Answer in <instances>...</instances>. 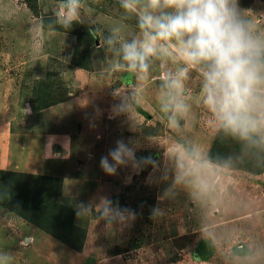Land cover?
<instances>
[{
  "label": "rangeland",
  "instance_id": "1",
  "mask_svg": "<svg viewBox=\"0 0 264 264\" xmlns=\"http://www.w3.org/2000/svg\"><path fill=\"white\" fill-rule=\"evenodd\" d=\"M82 2L79 21L64 29L54 15L60 0H0V136L58 132L75 138L96 135L100 142L86 143L83 149L71 144L70 155L78 156L77 162L89 161L84 167L89 174H74L65 150L43 165L46 178L59 185L57 200L79 209L77 223L87 229L83 250L76 252L48 236L32 245L25 220L0 205V241L15 238L19 243L17 250L0 256L15 264H264V173H251V160L259 162L256 154L217 131L200 103L196 72L185 82L188 119L178 129L168 128L158 97L161 76L175 71L171 63L161 68L154 62L139 105L114 114L111 105L127 96L135 81L111 70L113 56L102 39L114 27L122 28L125 39L136 37V19L124 18L119 0ZM240 7L264 25V0H240ZM53 126L57 130H50ZM121 139L134 141L137 158L150 156L158 167L105 173L101 157ZM24 140L20 145L13 139L11 166L39 168V155L30 159L39 141L32 135ZM215 143L237 160L217 165L210 155ZM185 146L199 150L203 163L197 171L209 186L203 198L184 185L165 196L175 172L169 154L184 152ZM2 189L0 182V193ZM155 207L163 215L153 220Z\"/></svg>",
  "mask_w": 264,
  "mask_h": 264
},
{
  "label": "clouds",
  "instance_id": "2",
  "mask_svg": "<svg viewBox=\"0 0 264 264\" xmlns=\"http://www.w3.org/2000/svg\"><path fill=\"white\" fill-rule=\"evenodd\" d=\"M119 3L125 19L135 17L138 35L125 39L122 28L114 27L102 43L112 53L111 70L126 73L135 86L111 105L112 112L119 115L139 105L152 64L159 61L164 68L171 63L175 71L161 76L158 97L170 130L180 128V121L188 119L191 105L185 98V82L190 72H196L200 103L211 114L217 131L240 142L246 152L264 154V25L240 7V0ZM82 8V0H60L54 12L56 23L71 28L79 21ZM89 32L91 35L93 30ZM112 94L118 95L116 91ZM169 155L175 161V172L165 196L180 185L195 189L198 198L206 196L209 186L197 171L203 163L198 148L185 146L184 152ZM100 165L109 175L121 167L131 166L137 172L149 165L158 167L150 156L137 158L134 141L122 139L101 157ZM162 215L155 207L150 218ZM7 259L0 256V264H6Z\"/></svg>",
  "mask_w": 264,
  "mask_h": 264
},
{
  "label": "trees",
  "instance_id": "3",
  "mask_svg": "<svg viewBox=\"0 0 264 264\" xmlns=\"http://www.w3.org/2000/svg\"><path fill=\"white\" fill-rule=\"evenodd\" d=\"M210 152L211 158L214 157L215 163L222 167L230 166L229 163L236 159L228 155L223 145L217 143ZM254 157L259 162L251 160V173L263 174L264 166L260 164L263 156L256 154ZM0 177L3 184L0 205L3 208L19 215L70 249L76 252L83 250L87 229L77 223L79 212L74 207L57 200L61 194L57 191L59 185H53L58 184L55 180L47 179L46 175L11 171H0Z\"/></svg>",
  "mask_w": 264,
  "mask_h": 264
},
{
  "label": "crops",
  "instance_id": "4",
  "mask_svg": "<svg viewBox=\"0 0 264 264\" xmlns=\"http://www.w3.org/2000/svg\"><path fill=\"white\" fill-rule=\"evenodd\" d=\"M50 130L55 131V130H57V128L53 126L52 129H50ZM93 132H95L94 129L92 130V133ZM28 135H32L34 138H36L37 141H39V143L36 146H34L35 152L33 153V156L30 157L31 160L34 159L36 161L35 158L39 155L40 162L39 163L37 162L39 164V168L32 167L30 169L28 168V169H22L21 170V168L18 167L17 165L11 166V151H12L11 145H12L14 138H15V141H17L20 145H25L26 141L24 140V138H26ZM89 135H91V134H89ZM91 136H93V135H91ZM1 139L4 140L2 143L4 148L2 149V153H1L3 155V158H1V160H0L1 161L0 169L8 170L11 172L28 173V174L43 175V176H45V174H46L44 172V166L43 165L45 163L47 164L48 163L47 161L56 160L55 158H61L62 155H60V157H59V155H57V153H59V151H63V150H65V152L67 154V155L65 154L64 157L68 156V157H71V159H72V162L70 163L69 166L71 167L70 170L74 174H76V173L78 174V172L87 173L90 170L88 169V167H86V169L84 167L89 165V161L84 160V161H86L85 163H81V161L77 162V161H79L78 156L77 157L75 156L76 159H74L75 157L73 156V154L70 155V152L72 151L71 150V148H72L71 144L75 143V146H73V148H76V149H78L77 147H80V149L85 148V144L89 143V142H92L91 145L95 146V144H97L98 146H100V144H99L100 142L97 140L96 135H95V138H93V137L89 138V137H85V134H83V135L79 134V136L77 138H75L69 134L62 135L58 132L43 133V134L32 133V132H16L15 134H13V133H9V132H3L2 137L0 136V140ZM85 140H87V141H85ZM81 144H82V147H81ZM38 145L42 146L40 153L37 152ZM79 155H80V152H79ZM33 168H37V169H33ZM87 174H89V173H87ZM77 180H80V179H77ZM75 209L77 211L79 210L77 208H75ZM8 214H11V213H8ZM23 223L26 225L25 227L27 228V231H28V229H30V231H28V235H29V238L32 240L31 241L32 245H36L40 241V239L42 237H45V236H48V239L52 238L54 240L53 237H51L50 235H48L47 233H45L44 231H42L41 229H39L35 225H33L29 222H28L29 223L28 224L27 221H23ZM28 225H31L33 227V229L29 228ZM4 239H5V237L3 238V240L0 241V252L1 251L2 252H13L14 248H16V250L19 248V243H18V241H16L15 238L13 239V241L8 240L7 242H4ZM56 242L61 244L57 240H56ZM33 247H36V246H33ZM6 264H15V263L6 262Z\"/></svg>",
  "mask_w": 264,
  "mask_h": 264
}]
</instances>
